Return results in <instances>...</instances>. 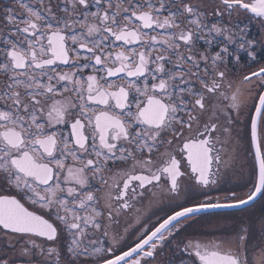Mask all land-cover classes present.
<instances>
[{
    "label": "snow or ice",
    "instance_id": "obj_1",
    "mask_svg": "<svg viewBox=\"0 0 264 264\" xmlns=\"http://www.w3.org/2000/svg\"><path fill=\"white\" fill-rule=\"evenodd\" d=\"M0 264H264V0H0Z\"/></svg>",
    "mask_w": 264,
    "mask_h": 264
},
{
    "label": "water",
    "instance_id": "obj_2",
    "mask_svg": "<svg viewBox=\"0 0 264 264\" xmlns=\"http://www.w3.org/2000/svg\"><path fill=\"white\" fill-rule=\"evenodd\" d=\"M227 211H233V210H227Z\"/></svg>",
    "mask_w": 264,
    "mask_h": 264
},
{
    "label": "rangeland",
    "instance_id": "obj_3",
    "mask_svg": "<svg viewBox=\"0 0 264 264\" xmlns=\"http://www.w3.org/2000/svg\"><path fill=\"white\" fill-rule=\"evenodd\" d=\"M233 211H238V210H233Z\"/></svg>",
    "mask_w": 264,
    "mask_h": 264
}]
</instances>
